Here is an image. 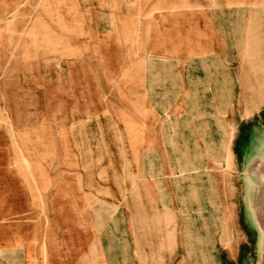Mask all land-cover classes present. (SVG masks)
<instances>
[{"label":"rangeland","instance_id":"rangeland-1","mask_svg":"<svg viewBox=\"0 0 264 264\" xmlns=\"http://www.w3.org/2000/svg\"><path fill=\"white\" fill-rule=\"evenodd\" d=\"M207 120L211 144L152 143L162 126L199 137ZM2 153L57 180L81 174L71 217L104 247L87 264L118 263L151 174L199 187L168 264H264V0H0ZM66 211L42 204L41 216Z\"/></svg>","mask_w":264,"mask_h":264},{"label":"crops","instance_id":"crops-1","mask_svg":"<svg viewBox=\"0 0 264 264\" xmlns=\"http://www.w3.org/2000/svg\"><path fill=\"white\" fill-rule=\"evenodd\" d=\"M224 61L225 64L228 63L226 59ZM208 74L209 78L217 80L215 73ZM223 79L233 80L232 76L227 74L223 76ZM231 91L229 87L228 93ZM216 112V109L212 111V113ZM212 113L209 118L217 123ZM207 123L208 120L196 127L199 137L189 140L190 137H184L181 131L182 136L179 137V141L174 140V136L164 137L162 133L164 126H162L156 140L152 143L211 144L213 140L203 132L204 129L207 131L210 129ZM190 126H184L182 129L190 131ZM159 134H161L160 137ZM12 154H0V264H87L90 248H94L97 254L104 257V247L101 244L103 235L98 233L91 234L89 237L88 218L76 216L74 222L71 217L72 204L82 201L81 196L80 200L74 197L75 192H83L81 174L65 169L64 174L59 175L62 180H57L52 170L26 169L22 155L18 154V158L17 154H13L15 156L13 158ZM164 177L163 174L145 176L147 179L145 189L150 195V201L147 199L143 206L144 212L136 218L145 225L144 232L133 227V221L137 220L130 211V228L127 238L126 236L121 238L120 234V238L112 249L115 259L118 260L117 264H127L128 261H130L129 264H168L169 255L173 254L176 247L180 249V237L183 232L181 226L186 220L184 213L193 209L194 204H199L198 191L195 189L199 187L195 186L193 181L187 185L184 184L185 181L190 180L188 179L190 175L188 178L182 176V180L178 179L175 183ZM42 204H52V207L55 204H63L70 215H65L63 219L42 217ZM134 204L137 205V202L135 201ZM140 222L139 225H141ZM62 225L63 228L59 227ZM213 225H215L214 220ZM215 228L209 231L212 233L209 241L212 240L213 247L217 243ZM239 231L238 228H234L236 234H239ZM234 232H229L232 239ZM226 240L224 234L221 241ZM200 245L201 240L198 238L197 247L199 248ZM185 250V256L191 257L197 254L193 243ZM210 250L213 251V248ZM200 255L205 256L206 253L202 251ZM212 264L218 263L214 261Z\"/></svg>","mask_w":264,"mask_h":264}]
</instances>
